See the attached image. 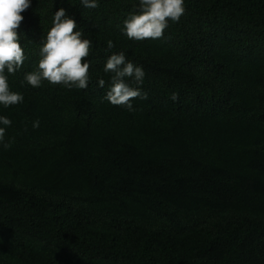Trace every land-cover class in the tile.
Segmentation results:
<instances>
[{"label": "trees", "instance_id": "obj_1", "mask_svg": "<svg viewBox=\"0 0 264 264\" xmlns=\"http://www.w3.org/2000/svg\"><path fill=\"white\" fill-rule=\"evenodd\" d=\"M135 2L22 13L32 42L9 83L24 102L0 108L13 138L0 147V264H264V0H185L145 41L120 33ZM58 7L93 42L87 90L23 82ZM108 40L146 72L134 112L96 85Z\"/></svg>", "mask_w": 264, "mask_h": 264}, {"label": "clouds", "instance_id": "obj_2", "mask_svg": "<svg viewBox=\"0 0 264 264\" xmlns=\"http://www.w3.org/2000/svg\"><path fill=\"white\" fill-rule=\"evenodd\" d=\"M32 3L33 0H0V108L7 109L24 102L23 94L10 88L9 77L20 72L28 59L22 45L25 41H32L18 30L25 19L22 13L31 8ZM80 5L96 9L99 0H80ZM185 12V0H136L133 10L122 21L120 33L134 41L161 39L169 24L179 23ZM114 47L112 40L106 42V52L109 54L101 71L108 79L100 77L96 85L106 89L103 101L134 112L135 101L148 98L143 88L146 72L142 65L130 60L124 51H112ZM93 50L92 40L79 30L76 17L64 7H58L51 14L50 28L38 44L35 66L23 74V82L34 89L47 82L68 90H87L91 83V60L88 58ZM178 98L176 93L170 96L173 102ZM11 125L9 117L0 115V147L5 150L13 142V138L6 139L7 129ZM39 126L38 119L32 121L33 129Z\"/></svg>", "mask_w": 264, "mask_h": 264}]
</instances>
